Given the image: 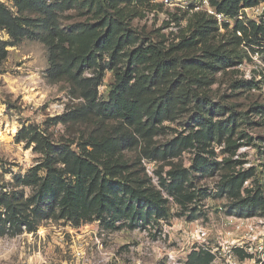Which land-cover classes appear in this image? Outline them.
<instances>
[{
    "label": "rangeland",
    "instance_id": "374dc122",
    "mask_svg": "<svg viewBox=\"0 0 264 264\" xmlns=\"http://www.w3.org/2000/svg\"><path fill=\"white\" fill-rule=\"evenodd\" d=\"M248 1L241 6L261 0ZM38 3L0 0V264H190L191 254L204 264H264V212L239 217L236 206L264 184V39L250 42L236 25L173 11L160 0ZM13 21L35 37L15 44L6 27ZM108 39L94 54L95 43ZM138 50L149 52L135 63ZM90 55L94 62L84 63ZM251 69L260 71L249 77ZM125 76L135 89H149L140 122L91 113L88 86L101 78L98 99L107 101ZM170 88L173 107L151 118L145 107ZM77 158L95 167L99 182L127 185L158 208L118 185L121 210L111 203L102 220L39 218L44 179L56 171L75 180ZM248 170L253 176L241 184ZM114 214L122 216L115 223ZM242 221L252 231L229 239L242 245L230 259L219 232L237 231Z\"/></svg>",
    "mask_w": 264,
    "mask_h": 264
},
{
    "label": "trees",
    "instance_id": "16d2710c",
    "mask_svg": "<svg viewBox=\"0 0 264 264\" xmlns=\"http://www.w3.org/2000/svg\"><path fill=\"white\" fill-rule=\"evenodd\" d=\"M37 4L38 0H35ZM139 1V0H136ZM155 1V0H149ZM254 1L248 0H212V4L217 8L220 13L227 15L235 16L238 14L241 4L250 5ZM204 17H207L211 20H214L212 17H208L205 14H200ZM6 27L9 31V34L14 39V43L20 42L23 38L33 39L34 34L26 28L16 24L14 21L7 22ZM236 27L243 32V36L247 38L250 42H258L260 39H264V25L256 26L252 24L251 29L245 28L242 24H237ZM255 38V39H254ZM254 39V40H252ZM109 41H101L95 43L94 54L97 51L108 48L111 44V39ZM5 51L4 49L0 50ZM158 55H163L167 60L166 54L162 52L160 48L156 49ZM149 51H137L136 56L134 57L135 63L141 61ZM6 53V52H4ZM214 55V54H212ZM215 57V55H214ZM176 59V58H175ZM84 63L91 64L94 62V55H90L83 59ZM219 61H226V58L223 56L218 57ZM171 59L169 62H165L163 68L165 69L166 63L173 62ZM74 62L77 63V60L74 59ZM71 61V64H75ZM62 72L68 75L73 80H76L75 74L70 69H61ZM188 79V78H187ZM129 76H125L120 83L113 89L107 101H101L98 99V87L102 83V79L98 78L96 83L93 85L91 83L88 86L87 93L85 98L87 100V107L89 111L95 114L98 117L104 119H123L129 125H135L140 122L143 114L144 108V97L149 94V89L146 87L136 88L130 85ZM89 82H92L91 80ZM187 85L190 88L192 94L200 98L201 94L196 92V89L192 86V81L187 80ZM175 102V96L173 89H168L160 98V102L156 106L145 107L146 111H149V115L153 119L159 118L161 115H166L173 107ZM157 121V120H154ZM77 170L75 169L72 176H75L76 179L71 182H65L61 179L62 176L56 174V171L48 174V178L44 179L40 187V191L37 196V204L35 212L38 213V217L48 218L52 215H57L59 219H65L72 223L78 224L80 221L86 218L95 217L97 220H102L104 215L111 210V203L113 207H117V212L121 210L120 206L114 200V197H117L119 191L116 188L118 187L119 182L103 184L99 176L95 175V171L91 165H88L86 162H83L77 158ZM65 164H70L71 158H65ZM49 168V166H47ZM105 177L111 176L112 169L114 167L106 168ZM73 171V170H72ZM253 170H248L243 173L242 178L240 179L241 184L246 180L250 179L253 176ZM72 173V172H71ZM97 174H103L97 169ZM91 182L89 181L90 178ZM106 179V178H104ZM122 192L125 194L131 195V198L141 203H145L148 207L155 208L157 203L151 197H144L142 193L138 190H135L127 185H121ZM96 187H99L98 192H96ZM113 197V198H111ZM110 198V199H109ZM151 199V200H150ZM236 206L239 209V217L255 216L259 212H264V184L261 187L256 188L255 190L249 191L246 197L240 199ZM157 210V209H156ZM47 211V212H46ZM160 214L159 217H161ZM122 216L114 214L111 218L113 222H118ZM13 221L15 220V215L13 216ZM11 219V216L10 218ZM27 223V219L24 220ZM10 223V220H9ZM11 224V223H10ZM14 224V223H13ZM13 226H16L15 224ZM2 226H0V236L4 234L2 231ZM29 231H34L33 227L29 228ZM190 264H204L199 262L198 259L193 257V254L189 256Z\"/></svg>",
    "mask_w": 264,
    "mask_h": 264
},
{
    "label": "built area",
    "instance_id": "2783aa9c",
    "mask_svg": "<svg viewBox=\"0 0 264 264\" xmlns=\"http://www.w3.org/2000/svg\"><path fill=\"white\" fill-rule=\"evenodd\" d=\"M161 3L173 11H180L183 13H201L205 14L208 17H212L215 19V21L222 26L224 23H231L234 26L237 24H242L245 28L251 29V24L253 23L256 26H262L264 25V0H261L259 4L256 7H247L244 8L241 6V9L239 10L238 14L235 16L227 15L224 13H220L217 8L212 4V0H160ZM243 5V4H242ZM251 11L252 16L249 14ZM238 35L242 37V31L238 29L237 31ZM260 42V41H259ZM251 58H253L251 56ZM259 64V63H258ZM256 71H260L258 69H251L248 72V76L250 77L251 74H256ZM229 226H231V220L229 222ZM246 228V223L242 221L236 226L237 230H242ZM247 229L252 231V228L247 226ZM250 234V233H249ZM200 239L207 238V232L200 230L199 231ZM238 241H224L221 244L222 250L224 253L229 254V258L231 259V252L232 250L238 247H241L242 245L239 244ZM250 251H252L250 249ZM262 258H264V247L261 248L258 251ZM255 253V252H254ZM252 253V254H254ZM229 264H240L238 262H229Z\"/></svg>",
    "mask_w": 264,
    "mask_h": 264
},
{
    "label": "crops",
    "instance_id": "0c3cea01",
    "mask_svg": "<svg viewBox=\"0 0 264 264\" xmlns=\"http://www.w3.org/2000/svg\"><path fill=\"white\" fill-rule=\"evenodd\" d=\"M236 232L238 233V235H241V239H244L246 235L249 234V231L248 230H240V231H236L235 229H233L232 232H223V231H220L219 233L221 234V236H224L225 239H231V237H234L236 236Z\"/></svg>",
    "mask_w": 264,
    "mask_h": 264
}]
</instances>
